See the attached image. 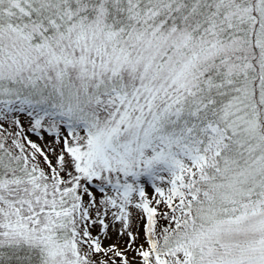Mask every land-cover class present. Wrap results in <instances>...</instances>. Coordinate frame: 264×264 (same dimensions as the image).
Returning a JSON list of instances; mask_svg holds the SVG:
<instances>
[{
    "label": "snow or ice",
    "instance_id": "1",
    "mask_svg": "<svg viewBox=\"0 0 264 264\" xmlns=\"http://www.w3.org/2000/svg\"><path fill=\"white\" fill-rule=\"evenodd\" d=\"M0 264H264V0H0Z\"/></svg>",
    "mask_w": 264,
    "mask_h": 264
},
{
    "label": "rangeland",
    "instance_id": "2",
    "mask_svg": "<svg viewBox=\"0 0 264 264\" xmlns=\"http://www.w3.org/2000/svg\"><path fill=\"white\" fill-rule=\"evenodd\" d=\"M139 225L138 224H134V227H138ZM95 231V230H94ZM116 239V237L115 236H113V240H115Z\"/></svg>",
    "mask_w": 264,
    "mask_h": 264
}]
</instances>
